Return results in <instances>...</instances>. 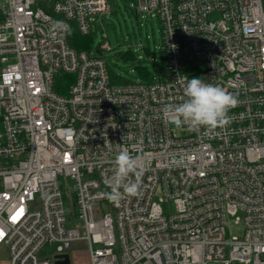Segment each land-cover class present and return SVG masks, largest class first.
Listing matches in <instances>:
<instances>
[{
    "label": "built area",
    "instance_id": "obj_1",
    "mask_svg": "<svg viewBox=\"0 0 264 264\" xmlns=\"http://www.w3.org/2000/svg\"><path fill=\"white\" fill-rule=\"evenodd\" d=\"M135 1L160 20L166 71L117 84L102 54L68 41L72 28L91 34L111 0H0V252L10 264H54L44 248L64 254L81 240L91 264H264L263 0ZM198 72L239 103L225 127L182 125L192 134L175 137L164 108ZM61 73L75 76L68 94L54 89ZM121 149L140 158L129 176L140 188L114 202ZM230 218L242 236L227 238Z\"/></svg>",
    "mask_w": 264,
    "mask_h": 264
},
{
    "label": "rangeland",
    "instance_id": "obj_2",
    "mask_svg": "<svg viewBox=\"0 0 264 264\" xmlns=\"http://www.w3.org/2000/svg\"><path fill=\"white\" fill-rule=\"evenodd\" d=\"M137 8L138 4L135 0H111L109 12L101 16L98 15L94 19L92 35L94 36L95 47L92 52L98 55L102 54L106 58L112 72L117 76L123 77L128 82H144L145 79L136 67H145L153 79L160 80L166 71L162 53L161 23L157 16L140 10L137 11ZM102 43H108L111 49L108 51L103 50L101 53L98 52L97 47ZM126 51L134 52L137 59L135 61L120 59L119 54ZM190 66L202 67V64L196 62ZM200 76L201 72H198L191 77L199 78ZM172 133L175 137H185L190 136L192 131L189 128L173 125ZM60 180L64 192L65 209L70 220L69 226L74 227L76 206L70 199L73 196L71 191L72 182L63 177ZM159 195L160 193H158ZM104 204L101 205L103 212L112 210L110 204ZM161 205L165 214H172L176 211L173 201H165ZM234 235L242 236L243 227L236 225L234 219L230 218L227 224V238H231ZM56 251H58V244L50 245L40 252V256L53 260L56 256ZM69 251L71 264H91L86 242L76 241ZM0 257H8V252L3 250L0 252Z\"/></svg>",
    "mask_w": 264,
    "mask_h": 264
},
{
    "label": "clouds",
    "instance_id": "obj_3",
    "mask_svg": "<svg viewBox=\"0 0 264 264\" xmlns=\"http://www.w3.org/2000/svg\"><path fill=\"white\" fill-rule=\"evenodd\" d=\"M183 94L185 99L181 103L169 104L164 108V114L176 127L187 125L193 129L205 127L209 130L223 128L230 123L229 111L239 103L237 97L227 89L205 83L200 78L187 79L183 84ZM139 159L123 149L115 155L114 172L108 181L110 191L106 193L109 200L115 202L123 194L131 196L138 193V181L129 180V176L139 175Z\"/></svg>",
    "mask_w": 264,
    "mask_h": 264
},
{
    "label": "trees",
    "instance_id": "obj_4",
    "mask_svg": "<svg viewBox=\"0 0 264 264\" xmlns=\"http://www.w3.org/2000/svg\"><path fill=\"white\" fill-rule=\"evenodd\" d=\"M68 41L71 47H73L76 51H92L95 47L94 45V36L91 34L89 35H81L75 28L69 33ZM103 44V43H102ZM100 44L99 46H101ZM97 47L99 49L100 47ZM119 58L124 61H135L137 59L136 55L132 51H126L119 54ZM164 65L166 66V59L163 55ZM136 69L140 72L142 77L145 79L144 82H152L153 77L148 72L145 67H136ZM109 73L113 83L117 84H124L128 83L123 77L117 76L114 72H112L111 68L109 67ZM164 78V76H163ZM75 76L68 73H61L57 77V81L55 83V91L59 94H68V90L71 84L74 82Z\"/></svg>",
    "mask_w": 264,
    "mask_h": 264
},
{
    "label": "water",
    "instance_id": "obj_5",
    "mask_svg": "<svg viewBox=\"0 0 264 264\" xmlns=\"http://www.w3.org/2000/svg\"><path fill=\"white\" fill-rule=\"evenodd\" d=\"M54 264H71V259L68 253L59 254L55 256Z\"/></svg>",
    "mask_w": 264,
    "mask_h": 264
},
{
    "label": "crops",
    "instance_id": "obj_6",
    "mask_svg": "<svg viewBox=\"0 0 264 264\" xmlns=\"http://www.w3.org/2000/svg\"><path fill=\"white\" fill-rule=\"evenodd\" d=\"M66 253H70V251H67ZM56 255H57V253H56ZM54 259H55V257H54ZM0 264H10L9 257H6V258H1L0 257Z\"/></svg>",
    "mask_w": 264,
    "mask_h": 264
}]
</instances>
